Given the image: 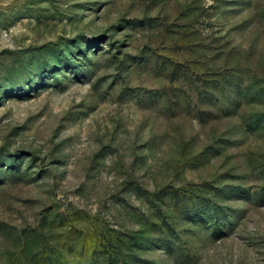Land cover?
<instances>
[{"label":"rangeland","instance_id":"obj_1","mask_svg":"<svg viewBox=\"0 0 264 264\" xmlns=\"http://www.w3.org/2000/svg\"><path fill=\"white\" fill-rule=\"evenodd\" d=\"M126 263L264 264V0H0V264Z\"/></svg>","mask_w":264,"mask_h":264},{"label":"trees","instance_id":"obj_2","mask_svg":"<svg viewBox=\"0 0 264 264\" xmlns=\"http://www.w3.org/2000/svg\"><path fill=\"white\" fill-rule=\"evenodd\" d=\"M158 194H160V193H158ZM158 194H157V195H158ZM186 214H187V213H186ZM185 216H186V215H185ZM169 242H170V241H169ZM169 242H168V243H169ZM168 245H169V244H168ZM126 264H131V263H126Z\"/></svg>","mask_w":264,"mask_h":264}]
</instances>
